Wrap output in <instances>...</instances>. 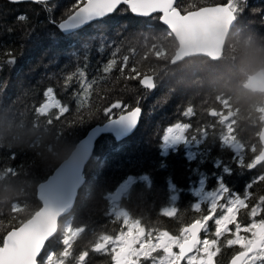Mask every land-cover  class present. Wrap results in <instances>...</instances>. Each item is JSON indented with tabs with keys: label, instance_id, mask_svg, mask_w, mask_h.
Returning a JSON list of instances; mask_svg holds the SVG:
<instances>
[{
	"label": "snow or ice",
	"instance_id": "obj_1",
	"mask_svg": "<svg viewBox=\"0 0 264 264\" xmlns=\"http://www.w3.org/2000/svg\"><path fill=\"white\" fill-rule=\"evenodd\" d=\"M9 2L26 7L18 11L11 22H0V45L8 49L7 59L0 60V70L17 63L19 48L13 46V36L31 37L34 41L47 38L49 63L45 68L51 67L55 71L46 77L48 84L42 89V101L34 107V114L49 125L53 121L61 122L65 113H71L69 104L75 98L72 119L63 121L68 128L75 131L87 120L100 113L103 115V121L85 136L89 138L105 124L122 123L127 129H133L143 121L142 94L112 99L105 90V95L101 96V90L96 87L100 81L107 82L113 79L114 73H119L114 81L122 79L125 85L136 81L147 90L157 87L154 72L134 59L130 62V55L120 54L122 44L116 37L122 36L127 29L114 24L117 18L129 13L138 17L155 16L169 35L189 48L200 43L198 37L210 33L225 20L245 16L246 12L264 26V4L249 9L248 0H216L199 7H184L175 0H72L64 6L59 0ZM0 15L6 16L7 10ZM65 40L69 43L62 46ZM65 60L67 63H59ZM57 91L67 102L62 103L57 98ZM181 115L193 116V107L189 105ZM208 115L215 114L209 112ZM152 138L164 149L180 144L198 145L201 154L213 164L209 169L213 185L207 190L205 181H200L195 190L197 199L191 204L196 214L191 219H182L179 227L173 230L159 221L153 225L142 216L133 217L126 210H116L105 224L93 231L90 247L77 252V238L88 224L74 225L66 217V212L79 197L81 185L79 164L73 162L57 170L46 184L41 185V207L29 219L14 223L13 217H9L6 226L0 221L3 225L0 264H89L90 251L107 256V264H222V250L228 249L232 251L227 264H264V195L255 196L249 191L254 181L264 183V171L244 184L242 192L237 191L228 179L233 175L242 176L258 165L264 169V141L259 149L255 144L242 146L235 142L230 128L218 131L213 122L193 124L181 119L154 124ZM228 151L231 152L228 159L214 155V152ZM16 160L17 155L13 152L0 163ZM97 163L104 161L97 158ZM13 166L22 167L16 163ZM70 166L75 168V175L68 181L63 173ZM184 187H187L186 181ZM88 191L93 189L89 186ZM139 195L143 197L145 193ZM176 198L173 195L172 199ZM101 199L115 197L105 191ZM17 210L14 207L12 213ZM176 214L175 206L161 210V215L169 218ZM112 223L118 227L106 226Z\"/></svg>",
	"mask_w": 264,
	"mask_h": 264
},
{
	"label": "trees",
	"instance_id": "obj_2",
	"mask_svg": "<svg viewBox=\"0 0 264 264\" xmlns=\"http://www.w3.org/2000/svg\"><path fill=\"white\" fill-rule=\"evenodd\" d=\"M0 1L2 2L0 3V13H4L5 10H7L6 16L0 15V22H3L4 20L11 22L16 13L18 11H23L26 7L24 4H12L6 0ZM254 1L256 2L248 0L249 7L254 3H264V0ZM71 2L72 0H64L62 6L69 5ZM213 2H216V0H193L191 1V5L199 7ZM221 2H223V0H221ZM127 15H130V13ZM129 19L132 21L131 17ZM238 19L231 33L233 36L237 33L238 29L241 28V25L237 24ZM120 20L121 19H118L114 23L121 24ZM163 30V35H169L166 28H163ZM255 33L257 35H261L262 32L259 31ZM43 39L46 40L47 38ZM12 41L14 42L13 46L19 48V51L16 53L18 55L17 63L10 68L0 70V78H2L0 79V88L3 89L0 91V161H4L9 153L14 152L17 155V160L15 162L0 163V207L2 206L0 209V221H3L5 226L7 225L9 217H13L14 223L22 222L29 219L32 214L40 208L41 202L37 197L38 185L45 181L53 173L55 168L69 156L79 140L91 127L103 121V115L100 113L93 119L87 120V123L83 127H77L75 131L65 126L63 123L65 118L72 119L75 112V98H73L69 104L71 113H65L64 116L61 117V122L53 121V123L49 125L45 119L36 117L33 109L38 106V101H42V89L48 84L46 77L51 73L50 71L52 69L51 67L46 69V63L38 60L35 56L37 55L35 51H39L43 48V46L41 47L38 45V41H36L37 43L35 42L36 44L32 47V51H27L29 49L26 50V47L28 48L29 46V42L32 41L31 37L24 38L20 36H13ZM146 41L147 43H144L143 45L142 43L137 44L135 42H130L126 45L123 44L120 54L130 55V62L134 59L140 62L145 69L151 71L157 69L156 65L158 66V64L156 62V57L158 56L156 53H161L162 44L160 40H148L146 38ZM242 42L245 44V47L251 49L250 51L253 55L252 59L255 58L254 55L257 56V62H255L251 68L249 67L246 72L243 70L241 71L243 73L240 72L241 75L238 77L239 84L237 85V90L235 89L237 93L236 91H229L228 89H225L227 87L226 85H228V83L226 84V81L229 79V75H227V73H225L226 75L224 74L225 79H222L220 84H217V82L214 83L212 80L210 82L203 80V84L201 86H196L195 82H193L192 85L189 83L188 86H183L181 88L186 90V94L189 92L188 95H184L183 98H181V96H176L175 98L176 100H179V106L176 109L177 115H175L174 118L184 120V122H191L193 124L197 121L201 124L205 121L213 122L216 124V128L219 131L225 128V122L221 120L220 115L233 111L234 118L236 119L232 125L235 139L239 140V138H241L242 140L240 143L247 146L248 143L241 135V131L243 130L242 127L245 126L243 125V122H253V124H255V131L252 132V134L256 138L255 145L257 149H259L261 147L259 133L264 123L261 113V108L264 102V93L248 91L244 88V82L253 72L261 68L264 69V44H262V46H256L258 42H256L253 38L251 39V36H249V38H245ZM67 43H69V41H62V46ZM49 47L50 46H48V48ZM130 49L132 50L131 54L129 53ZM230 50L231 48L229 43L226 45L225 52L220 59H210V61L221 62L220 60L224 58V60L228 61L227 64H234L236 60L235 58H232L233 54ZM7 51L8 49L6 46L0 45V60L7 59ZM226 54H232L230 55V59H228V57L226 58ZM170 58L171 53H169L166 58V63L169 64ZM59 63L63 65L64 63H67V61H59ZM129 67H131V63L129 64ZM24 69L37 70V79L32 83L20 82L19 78L21 76V71ZM7 73L8 77L6 75ZM118 75L119 73H114V77ZM114 77L113 79H109L107 82L100 81L98 85H96V87L101 90V96H104L105 90H107L108 95L112 99L120 97L124 98L125 91L133 88L134 86H139L136 81H131L125 85L122 79L120 81H114ZM4 80L7 81V85L3 83ZM199 88H203L202 90H205L206 95H196V89ZM19 90L20 93H18ZM189 94H191L193 98H191V96L188 97ZM245 96L251 100L245 109H242L241 105L237 104V102L239 98H243ZM57 98L60 99L62 103L67 102L65 96L58 91ZM89 103H91V101ZM189 105L193 107L194 115L191 117L182 116L181 113ZM11 107H13L14 110L9 112L8 109ZM213 108L219 112V117H210L208 115L210 110ZM85 119H87L86 116ZM216 121H219V123H216ZM106 137L107 136L104 138ZM104 138L96 145V151L100 149V145L102 144ZM128 145L129 142H118L116 146L107 151L105 157L103 156L104 158L101 159L104 163H97V180L99 179V169L101 172L102 165L104 166L110 158L120 157L122 154L125 155L130 153L127 152L128 150L126 149ZM186 148V144L169 147L168 149H164L160 145L157 148L160 154L155 160L156 163L158 162L156 165L158 170L155 172L154 176L152 175L149 178V180H154V182L148 184L146 181L144 186L139 185L140 180H144V174L140 171V166L135 162V160L126 159L125 156L121 157L123 161L122 164L119 165L120 167L116 168L115 174L112 176L111 187L118 186L128 178H132L134 183L132 185L131 192H138V190L143 191V193L145 192L144 197L148 198L146 203L143 204L142 202L145 198L142 196L140 197L141 205L139 204L140 206L138 209L141 210L140 212L143 214L144 219L153 223L154 217L157 216V218L160 217L167 219L179 227L182 219L187 221L196 214L191 208V204L194 202L192 190L190 188L192 187L190 186V184H192L191 180H194V177L197 175H202V172L206 173L210 180L212 179V173L209 169L213 167V164H211L208 160V165L204 168V162L207 159V156L202 155L201 151H198L195 158L190 159L186 153ZM226 153L231 155L230 151L222 154L214 152V155H220L222 159H228L229 157H226ZM96 154L93 156V160L96 159ZM13 163L22 165V167H14ZM262 171H264V169L258 165L251 171H245L242 176H237L239 177V180H241L239 183L242 186V190L244 184H246L250 179L260 175ZM157 181L162 182V188L164 189L165 200L162 204L158 203L155 198L156 195L154 194V189L156 187L155 183ZM185 181L187 182L186 188L184 187ZM166 182H172V187L170 188L169 185L165 187ZM88 186L86 183L83 187V189L87 187L84 191V195L89 192ZM249 191H251L254 195H264V183L254 181ZM173 195L177 197L175 200L172 199ZM31 198L34 201V205H32L33 201ZM85 200L84 204L87 201ZM170 206H175L177 208L176 216L169 218L161 215V210ZM14 207L18 210L13 214L12 209ZM74 211L75 210H73L72 213ZM130 214L133 217H138L131 210ZM111 215L112 213L108 211V207L107 209L106 207H102L101 210H99V208H95L89 212L88 219L82 222L88 224V228L84 232L85 235L82 236L80 240L76 241L77 252L85 248L83 247L85 243L88 244L86 247H90V242L93 240V231L98 230L100 226L105 224L106 220L110 219ZM162 223L163 222L160 224ZM112 224H107L106 226L108 228L118 227L117 224ZM2 227L3 225L0 223V232H2ZM56 246L59 247L58 241L56 242ZM91 254L93 256L96 253L90 251L89 257Z\"/></svg>",
	"mask_w": 264,
	"mask_h": 264
},
{
	"label": "rangeland",
	"instance_id": "obj_3",
	"mask_svg": "<svg viewBox=\"0 0 264 264\" xmlns=\"http://www.w3.org/2000/svg\"><path fill=\"white\" fill-rule=\"evenodd\" d=\"M63 1L64 0H59V3L62 5ZM191 1L193 0H178L177 4H181L184 7H189L191 5ZM251 2H256V1L251 0ZM0 3L2 2L0 1ZM261 5H262L261 3H254L252 6L249 7V9L254 7H260ZM130 17L132 18V21L129 19ZM118 19H121L120 20L121 24L119 23H114V24H118L116 25L117 27L123 25L127 29V31L124 32L122 36L116 37L117 41L122 45L123 44L126 45L130 42H135L137 44L142 43L143 45L144 43L145 44L147 43L146 38L148 40H160L162 44V51L161 53H159V56L156 57V62L158 66L156 65L157 69L151 70L156 74L155 79L157 82V87L153 90H147L140 88V86H134L133 88L125 91V95H124L125 99L136 97L141 94L143 95L141 101L144 110L143 121L140 127L138 128V130L132 136L124 140V142H129V145L126 149L128 150L127 152L130 153L125 155L122 154L120 155V157L110 158V160H108V162H106L104 166L102 165L101 172L99 169L98 180L96 176L98 172L96 167L97 158H99L100 160L104 158L107 151L109 149H112L114 146H116L118 142L114 140L112 136H107L106 138H104L102 144L100 145V149L98 151H96L95 149L94 155L97 153L96 159L91 160L86 170V176L88 178L87 186L90 185L93 191L88 192L87 194L84 195V191L86 190L87 187L84 189L82 188L83 191L80 192L79 194L74 209L75 211L70 215L66 216L67 219L70 220L74 225L81 224L82 222L87 220L89 212L95 208L96 209L99 208V210H101L102 207H106V209L108 207V211H110L111 213L116 210H126L129 213L131 210L135 214L140 213L141 210H139L138 208L141 205L140 204L141 195H139V203H138V194L143 191L138 190V192H131L132 186L129 188L128 192L126 193V195L128 196L124 197L122 199L123 201L117 204L112 203L111 199H101L102 193L107 191L109 194H111L115 191V188L117 187V186L111 187L112 186L111 179L112 176L115 174L116 168L120 167L119 165L122 164L123 159L121 157L125 156L126 159L135 160V162L140 166V171H142V173L144 174L143 175L144 180H147V183L150 184L152 180H149V178L152 175L154 176L155 172H157L158 170L156 167L157 164L155 160L157 157V151H158L157 148L160 146V143H158L156 139L152 138L153 126L154 124L168 123L177 120V118L174 117L175 115H177L176 109L179 106V100H176L175 98L176 96H181V98H183L184 95H188L189 93L188 92L186 94L185 92L186 90H183L181 88L183 86L184 87L188 86L189 83L192 85L193 82L196 83V86H201L203 84V80L206 82H210L212 80V82L214 83L217 82V84H220L222 79H225L224 74L227 73V75H229V79L226 81V84L228 83V85L224 84L227 86L225 89H228L229 91H236L237 85L239 84L238 77L241 75V73H243L241 71L243 70L244 72H246L249 67L251 68L252 65L255 62H257V58H256L257 56L254 55L255 58L252 59L253 55L251 54L250 51L251 49L245 47V44H243L242 41L245 38H249V36H251V39L253 38L256 42H258L256 46L259 45L262 46V44H264V26L260 24V22L256 17L246 12L245 16L240 17L237 22V24L241 25L240 26L241 28L238 29L237 33L234 36L233 34L230 35L231 38L229 37L227 42V44L230 43V48H231L230 52H232L233 55L226 54L225 56L226 58L228 57V59H230L231 57L230 55H232V58H235L236 60L235 62L236 64L235 63L227 64L228 61L224 60V58L220 60L221 62H212L210 61L209 58L206 57L188 58L181 61L180 63L172 64V58L176 49L178 48V42L176 41L174 36L162 34V31H164L163 28L165 27L160 25L156 21L155 16H153L152 18H139L130 14L124 17L117 18V20ZM259 31L262 32L261 35H257L255 33ZM172 37L174 40L172 39ZM45 41L46 40H44L43 38L38 41V45H40L41 47L43 46V48L39 51H35V53H37V55L35 56L38 58V60H41L42 62L46 63V65H48L49 62L48 59L46 58V55H47V48L50 45H48ZM35 42L36 41L32 39V41L29 42L28 48L26 47V50L29 49L27 51H30L32 47L35 46V44L37 43ZM169 53H171V58L168 64L166 63L165 60L168 57ZM53 71L55 70L52 69L50 72ZM36 73L37 70L24 69L21 71V76L19 78V81L32 83L37 79ZM6 75L8 77V73ZM202 89L203 88L196 89L195 94L206 95L205 90ZM18 93H20V90L18 91ZM190 96L191 94H189L188 97ZM191 98H193V96H191ZM250 100L251 99L246 96L243 98L241 97L239 98L237 104L241 105L242 109L243 108L245 109V107L248 105ZM13 110H14L13 107L8 109L9 112H12ZM235 121L236 119L234 118V116L228 120H225V127L233 130L232 125L234 124ZM243 125L245 126L242 127L243 130L241 131L242 138L248 143L247 146H251L255 144V140H256L255 136L252 134V132L255 131V124H253V122L244 121ZM233 136L235 139L234 134ZM241 140H242L241 138H239V140L235 139V142L241 144L242 146H245L242 143H240ZM186 145L188 150L191 149L190 143ZM229 156L230 154L226 153V157ZM228 179L231 181L239 180V177L233 175ZM130 180H132V178ZM155 184H156V187L154 189V194L156 195L155 198L158 201V203L162 204L163 201L165 200L164 189L162 188V182L157 181ZM85 196H87L86 199L87 201L83 199ZM143 198L145 197L143 196ZM147 199L148 198H145V200L142 203L145 204ZM84 200L86 201L85 204H84ZM32 205H34V201L32 202ZM157 221H159V223L163 222L162 225L171 228L173 230L177 228V226H175L173 222L160 217L157 218V216H155L153 222L156 223ZM77 239L80 238L78 237ZM94 262L95 261H93V263ZM96 263L106 264V262H103L102 260H98L96 261Z\"/></svg>",
	"mask_w": 264,
	"mask_h": 264
},
{
	"label": "water",
	"instance_id": "obj_4",
	"mask_svg": "<svg viewBox=\"0 0 264 264\" xmlns=\"http://www.w3.org/2000/svg\"><path fill=\"white\" fill-rule=\"evenodd\" d=\"M9 2V0H7ZM177 0H175V3ZM208 6V5H206ZM138 17V16H136ZM139 18H147V17H139ZM237 19L235 20H225L221 24H219L217 27L213 28L210 33H207L201 37H198L200 43L197 46L194 47H186L184 44L179 42L176 37V41L178 42V48L176 49L173 58H172V64L180 63L181 61L188 59V58H198V57H206L212 60H218L220 59L224 52L225 47L227 45L228 39L232 33V30L235 26ZM175 61V62H173ZM244 87L251 91V92H261L264 93V69H258L257 71L253 72L248 76L247 81L244 84ZM210 112L216 114V111L214 109H211ZM261 113L263 116L264 121V102L263 107L261 109ZM144 114V110H143ZM234 113L229 112L228 114L223 116L224 120H228L230 117H232ZM141 125V124H140ZM138 125L136 128L133 129H127L124 124L122 123H111V124H105L103 127L99 128L98 130H95L92 132L91 137H85L87 133L95 126L91 127L86 135L81 139L80 141V151L82 154V158L79 157V142L77 143L76 147L72 150V152L69 154L67 158H65L53 171V173L50 175H54L57 170L61 169L63 166L69 164V163H78L79 164V176H80V192L82 188L86 185L88 178L86 176V170L91 162L97 143L103 139L105 136H112L116 141L121 142L132 136L140 127ZM259 140L260 143L264 141V124L261 127L260 133H259ZM75 175V168L74 167H68L65 169L63 176L66 180L70 181ZM49 176V177H50ZM48 177V178H49ZM48 178L41 182L37 187V197L39 201L41 202V185L46 184ZM128 188V183H126L124 186H119L117 189L111 193L110 196L115 197V199H111L112 203L119 202ZM79 192V194H80ZM119 193V194H117ZM78 197L75 199L74 205L70 207V210L66 212V216L70 215L72 211L74 210L76 203H77ZM41 207V206H40Z\"/></svg>",
	"mask_w": 264,
	"mask_h": 264
},
{
	"label": "flooded vegetation",
	"instance_id": "obj_5",
	"mask_svg": "<svg viewBox=\"0 0 264 264\" xmlns=\"http://www.w3.org/2000/svg\"><path fill=\"white\" fill-rule=\"evenodd\" d=\"M178 1V0H177ZM177 3V2H176ZM214 109V108H213ZM215 111H216V114L213 116V117H219V112L216 110V109H214ZM229 112H233V111H229ZM229 112H227V113H229ZM227 113H225V114H221L220 115V117H221V120L223 121V122H225V120L223 119V116L224 115H226ZM234 113V112H233ZM234 116V114L232 115V117ZM232 117H230V118H232ZM229 118V119H230ZM233 131V130H232ZM176 147V146H175ZM187 149V148H186ZM198 151H201V149L199 148V146L198 145H193V144H191V149H187V155H188V158H190V159H194L195 158V156H196V154H197V152ZM159 154H160V152L159 151H157V156H159ZM156 164H158V162L156 163ZM204 168H206L207 167V165H208V158L205 160V162H204ZM195 178V179H194ZM193 179L194 180H191L192 181V184H190V186H192V187H190L191 188V190H192V195H193V198H194V200H196L197 199V195H196V192H195V190L200 186V181L203 179L204 181H205V188L207 189V190H211V187H212V185H213V181H212V179L210 180V178H208V175L206 174V173H203L202 172V175H197L196 177H194ZM131 178H128L127 180H125L122 184L124 185V184H126V183H128V188H127V190H126V192H124V194H123V196H122V198H121V200L119 201V202H121V201H123L122 199L124 198V197H126V196H128V195H126V193L128 192V190H129V188L132 186V184L134 183L133 182V180H130ZM147 180H140V182H139V185H143L144 186V184H145V182H146ZM231 181V180H230ZM239 181H241V180H232L231 181V183H232V185L235 187V189L237 190V191H243L242 190V186H241V184L239 183ZM141 182H142V184H141ZM152 182H154V180H152L150 183H152ZM171 183L172 182H170V183H167L166 182V186L165 187H167V185H171ZM121 185V184H120ZM172 186V185H171ZM117 187H119V185L117 186ZM116 187V188H117ZM115 188V189H116ZM171 188V187H170ZM142 190H143V188H142ZM109 195H111V194H109ZM255 196H258V194H256ZM119 202H117V203H119ZM116 203V204H117ZM160 205V204H159ZM170 207H172V206H170ZM114 212V211H113ZM112 212V213H113ZM136 215L137 216H142L143 217V214H141V212L140 213H136ZM144 218V217H143ZM153 225H155V223L153 222ZM175 226H177L176 224H175ZM178 227V226H177ZM85 235V233L83 232L80 236H79V238L81 239V237L82 236H84ZM80 239H77V241L78 240H80ZM88 244H84V246L83 247H86ZM223 251V256L221 257V261H222V264H227V261L230 259V255H231V249H228V250H222ZM98 258V259H97ZM87 259H89V264H99V263H96V261H98V260H102L103 262H106V264H107V262H108V257L107 256H105V255H103V254H100V253H96L95 255H93L92 256V254H91V256L90 257H88ZM93 261H95L94 263H93Z\"/></svg>",
	"mask_w": 264,
	"mask_h": 264
}]
</instances>
